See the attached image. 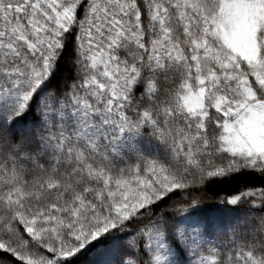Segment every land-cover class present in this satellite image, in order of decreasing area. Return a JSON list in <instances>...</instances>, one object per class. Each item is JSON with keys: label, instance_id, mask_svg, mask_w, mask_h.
Masks as SVG:
<instances>
[{"label": "snow or ice", "instance_id": "1", "mask_svg": "<svg viewBox=\"0 0 264 264\" xmlns=\"http://www.w3.org/2000/svg\"><path fill=\"white\" fill-rule=\"evenodd\" d=\"M84 256L264 264V0H0V264Z\"/></svg>", "mask_w": 264, "mask_h": 264}, {"label": "trees", "instance_id": "2", "mask_svg": "<svg viewBox=\"0 0 264 264\" xmlns=\"http://www.w3.org/2000/svg\"><path fill=\"white\" fill-rule=\"evenodd\" d=\"M246 177H235L230 180H219L208 185L204 189V201L205 203L214 204L216 198L230 194L239 182H242ZM88 257L84 256L80 259V264H86Z\"/></svg>", "mask_w": 264, "mask_h": 264}]
</instances>
